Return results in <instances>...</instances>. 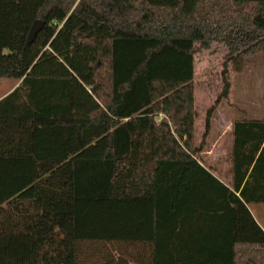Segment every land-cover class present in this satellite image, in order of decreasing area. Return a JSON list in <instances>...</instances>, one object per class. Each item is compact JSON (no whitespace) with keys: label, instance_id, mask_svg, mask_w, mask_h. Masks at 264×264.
<instances>
[{"label":"trees","instance_id":"16d2710c","mask_svg":"<svg viewBox=\"0 0 264 264\" xmlns=\"http://www.w3.org/2000/svg\"><path fill=\"white\" fill-rule=\"evenodd\" d=\"M260 54L264 0H0V78L22 80L0 101V264H264V117L232 119V187L201 155L230 64Z\"/></svg>","mask_w":264,"mask_h":264},{"label":"rangeland","instance_id":"374dc122","mask_svg":"<svg viewBox=\"0 0 264 264\" xmlns=\"http://www.w3.org/2000/svg\"><path fill=\"white\" fill-rule=\"evenodd\" d=\"M228 50L225 45L214 43L210 49L202 50L195 56V96L198 117L196 119L197 146L203 141L207 111L214 106L222 91L223 61ZM232 88L229 97L223 100L213 113V125L225 122L234 117L263 118L264 117V54L247 57L244 68L234 72L230 64ZM14 79L0 78V94L14 83ZM212 125L213 133L215 127ZM214 146L207 139L205 144ZM221 144L212 147V156L202 155L204 165L215 163ZM208 148V147H207ZM215 149V150H214ZM215 159V160H214ZM223 177L222 173H217Z\"/></svg>","mask_w":264,"mask_h":264},{"label":"crops","instance_id":"0c3cea01","mask_svg":"<svg viewBox=\"0 0 264 264\" xmlns=\"http://www.w3.org/2000/svg\"><path fill=\"white\" fill-rule=\"evenodd\" d=\"M8 79H13V78H8ZM14 81H15L14 83H12L10 86H8V88H6L3 92H1L0 101L3 100L5 97H7L10 93H12L20 85L22 80L14 79ZM218 107L219 106H217V108ZM212 118H213V114L211 117V127L208 134L205 137V141H207L208 139L211 142H214L213 144L214 146L212 147L215 148L216 145L218 144H221L224 147L223 148L221 147V150L218 151V154L220 155L216 157L215 163L210 164V166L207 167L210 168L215 173V175H217L220 178V180L224 182L228 187H232V182H233L232 172H231L232 138L230 131H231V124L233 118L230 121L225 120V122H218L217 123L218 127L215 126L216 124L213 125ZM212 125L216 128L214 133H213ZM195 141L197 142L196 129H195ZM212 147L208 146L206 143L201 155H207L208 158H211L213 154ZM217 173H222L224 176L221 177ZM246 206L248 207L249 211L251 212L252 216L255 218L257 223L264 230V203H251V204H246Z\"/></svg>","mask_w":264,"mask_h":264},{"label":"water","instance_id":"95a60500","mask_svg":"<svg viewBox=\"0 0 264 264\" xmlns=\"http://www.w3.org/2000/svg\"><path fill=\"white\" fill-rule=\"evenodd\" d=\"M43 24V21L41 20H36L31 28L30 35H29V40L32 41L37 32L40 30L41 26Z\"/></svg>","mask_w":264,"mask_h":264}]
</instances>
